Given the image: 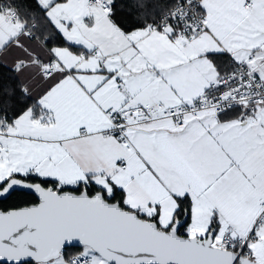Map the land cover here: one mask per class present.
I'll list each match as a JSON object with an SVG mask.
<instances>
[{
	"label": "snow or ice",
	"instance_id": "snow-or-ice-1",
	"mask_svg": "<svg viewBox=\"0 0 264 264\" xmlns=\"http://www.w3.org/2000/svg\"><path fill=\"white\" fill-rule=\"evenodd\" d=\"M0 264H264V0H0Z\"/></svg>",
	"mask_w": 264,
	"mask_h": 264
},
{
	"label": "trees",
	"instance_id": "trees-1",
	"mask_svg": "<svg viewBox=\"0 0 264 264\" xmlns=\"http://www.w3.org/2000/svg\"><path fill=\"white\" fill-rule=\"evenodd\" d=\"M34 198L24 192H14L7 199L0 201V207L23 206V202L32 201Z\"/></svg>",
	"mask_w": 264,
	"mask_h": 264
},
{
	"label": "water",
	"instance_id": "water-1",
	"mask_svg": "<svg viewBox=\"0 0 264 264\" xmlns=\"http://www.w3.org/2000/svg\"><path fill=\"white\" fill-rule=\"evenodd\" d=\"M16 192H24V193L29 194L26 189H18ZM3 200H5V199H0V201H3Z\"/></svg>",
	"mask_w": 264,
	"mask_h": 264
}]
</instances>
